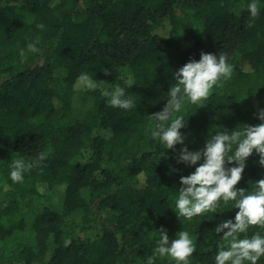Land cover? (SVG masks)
<instances>
[{
	"label": "trees",
	"instance_id": "1",
	"mask_svg": "<svg viewBox=\"0 0 264 264\" xmlns=\"http://www.w3.org/2000/svg\"><path fill=\"white\" fill-rule=\"evenodd\" d=\"M250 2L0 0V264H146L161 227L170 240L182 230L194 238L190 264H215L223 242L215 227L238 209L221 203L223 211L190 222L177 217L180 176L198 166L177 157L219 131L261 123L264 0L251 28ZM201 51L226 54L234 71L206 105L185 100L176 114L186 119L184 144L173 151L151 137V115L163 109L173 73ZM117 85L136 108L109 105L103 93ZM17 159L34 165L22 183L10 178ZM262 178L253 153L236 187L251 191ZM255 233L264 228L247 235Z\"/></svg>",
	"mask_w": 264,
	"mask_h": 264
},
{
	"label": "clouds",
	"instance_id": "2",
	"mask_svg": "<svg viewBox=\"0 0 264 264\" xmlns=\"http://www.w3.org/2000/svg\"><path fill=\"white\" fill-rule=\"evenodd\" d=\"M246 7L249 12L247 27L251 28L260 15L261 5L259 0H251ZM38 27L42 29L44 26L41 24ZM28 51L36 53L39 49L36 44L30 43ZM20 55L25 56L23 49ZM233 71V65L228 63L224 53L216 55L201 51L199 60L190 59L181 66L173 73L175 83L169 88L163 109L151 115L155 121L151 137L173 151L176 145H183L184 136L180 129L185 127L186 119L176 114L182 111L185 100L198 107L206 105L213 88L230 80ZM133 83L128 79L127 86L130 88ZM103 95L110 98L111 107L124 110L136 108L135 98L127 95L126 89L119 85ZM258 118L261 121L258 125H244L241 130L215 133L200 150L189 151L184 146L177 157L178 163L198 165L189 175L180 176L181 187L175 199L177 217L190 222L195 217L223 211L221 203L227 205L232 202L233 207L238 209L234 220L222 221L215 227L216 233H222L223 241L218 246L215 264H258L264 257V236L260 233L251 237L247 235L250 227L264 228V178L257 180L251 191L236 187L242 179L246 160L253 153L259 156V164L264 167V109L258 110ZM45 158L41 153L37 162ZM201 160L202 163H198ZM233 162L235 166H229ZM33 166V163H26L23 159L14 160L10 171L13 183H22L25 172ZM158 232L154 253L148 257L146 264H155L157 258H167L172 264H190L196 245L189 232L178 231L176 238L171 240L163 227ZM70 243V240H65V246Z\"/></svg>",
	"mask_w": 264,
	"mask_h": 264
},
{
	"label": "rangeland",
	"instance_id": "3",
	"mask_svg": "<svg viewBox=\"0 0 264 264\" xmlns=\"http://www.w3.org/2000/svg\"><path fill=\"white\" fill-rule=\"evenodd\" d=\"M61 76H62V73H59V78L61 79ZM77 95L76 94H74V95H72V102L75 104V103H77V97H76ZM0 182H1V180H0ZM49 195H50V199H51V202H52V204L53 205H58V200L60 199V194L59 193H54V192H50L49 193ZM89 231V229H87V230H85L84 232H88ZM26 232L27 233H30L31 232V229L28 227L27 229H26ZM131 234H129V236H128V239L130 240L131 239ZM127 250H131V243L130 242H128V244H127Z\"/></svg>",
	"mask_w": 264,
	"mask_h": 264
}]
</instances>
